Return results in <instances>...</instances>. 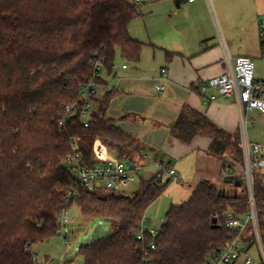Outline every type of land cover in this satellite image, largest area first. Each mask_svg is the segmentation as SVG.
I'll return each instance as SVG.
<instances>
[{"label": "trees", "instance_id": "1", "mask_svg": "<svg viewBox=\"0 0 264 264\" xmlns=\"http://www.w3.org/2000/svg\"><path fill=\"white\" fill-rule=\"evenodd\" d=\"M143 4L0 0V264H42L32 260L33 247L58 235V216L72 205L86 221H112L110 237L81 249L85 264H205L235 239L226 213H247L248 197L220 195L209 180L199 181L186 202L171 206L155 249L150 238L140 242L135 232L172 180L142 178L130 194L78 187L81 195L66 203L77 185L75 174L63 165L73 138L87 163L95 161L97 140L126 161L141 158L139 139L105 117L117 90L106 88L101 70L111 74L118 55L129 63L140 61L144 43L130 35L129 26L144 16ZM91 80L106 89L90 97L89 126L81 113L61 123L64 104L79 102L81 87ZM170 130L185 142L207 135L212 155L243 162L241 130L229 133L188 105ZM255 194L264 230L263 176L256 175Z\"/></svg>", "mask_w": 264, "mask_h": 264}, {"label": "crops", "instance_id": "2", "mask_svg": "<svg viewBox=\"0 0 264 264\" xmlns=\"http://www.w3.org/2000/svg\"><path fill=\"white\" fill-rule=\"evenodd\" d=\"M143 2L146 3L145 0ZM150 8L149 15H156V27L151 26L149 17L144 19L143 30L139 27L140 23L135 24L140 18L129 26L130 35L142 41L144 47L137 69L124 75L140 80L138 84L150 77L157 82V91L162 93L168 90V93L161 99L163 103H155L157 110L149 113V116L133 114L135 119L139 117L149 127L148 132L144 133L145 140L142 142L138 138L144 149L141 157L149 151L170 162L178 177L173 182H182L177 183L179 187L188 186L190 195L195 185L202 180L212 181L229 194H237L228 187L233 185L237 189L240 186L226 183L222 175L224 166L232 162V158L229 155H212L211 137L197 135L191 142H185L172 135L170 126L177 120L180 109L188 105L204 113L229 133L240 130L241 112L238 103L220 95L214 101H205L199 88L225 70L228 56H248L253 59L259 39L258 19L264 14V0H151ZM148 57L153 58L152 62L147 60ZM124 64L127 68H123ZM124 64L122 69L129 70L128 64ZM163 68L167 69L166 80L161 77ZM255 78L264 81L263 77L255 75ZM160 83L165 86L162 91L157 89ZM106 88L112 89L108 81ZM106 88L100 85V93ZM139 162L142 163L141 158ZM235 166L238 172L241 171L240 163L236 162ZM148 167L153 166L149 163ZM155 171H146L144 179L153 178ZM61 253L47 254L44 264Z\"/></svg>", "mask_w": 264, "mask_h": 264}, {"label": "built area", "instance_id": "3", "mask_svg": "<svg viewBox=\"0 0 264 264\" xmlns=\"http://www.w3.org/2000/svg\"><path fill=\"white\" fill-rule=\"evenodd\" d=\"M143 2V0H137ZM194 2L195 0H188ZM258 36L260 44V54L264 59V14L258 19ZM123 68H127L124 64ZM256 65L254 60L248 56L232 57L225 59V70L204 83L199 92L204 96L205 101H214L220 95L225 99H233L241 112V132L243 162L241 171L238 172L235 161L228 162L223 169L224 180L233 177V182H240L242 194L247 195L249 201L248 212L240 215L234 210L226 213V225L236 232L235 239L213 252L205 264H264V230L260 223V210L256 204L255 178L256 175L264 177V150L256 142H251L246 136V127L253 123L249 117L251 110H258L264 113V81L255 78ZM99 75V73H97ZM161 77L166 80L167 69L161 70ZM98 85L94 80L81 87L82 99L76 103H65V118H74L81 113L82 120L86 127L92 116L91 96L100 95ZM157 89H165L164 84L157 85ZM95 161L87 163L80 151L77 138L71 141V150L63 161L65 170L71 171L76 177V186L67 193L66 203L76 200L81 194L78 187L89 191L102 190L107 193L127 194L128 189L137 180L142 179L141 173L150 163L155 168L153 178L156 180L177 181V171L172 164L160 157L147 152L143 153L142 163H134L131 169L125 159L112 155L109 149L101 140H97L94 147ZM70 208H64L58 216V236L62 237L65 247H70L73 241L69 238L72 234L70 226L72 220L69 212ZM166 219L160 222V227H149L143 219L138 225L135 236L138 241L145 242L148 238L150 249H155L154 239L159 235ZM255 251V252H254ZM32 260L37 262L38 256L33 251Z\"/></svg>", "mask_w": 264, "mask_h": 264}, {"label": "rangeland", "instance_id": "4", "mask_svg": "<svg viewBox=\"0 0 264 264\" xmlns=\"http://www.w3.org/2000/svg\"><path fill=\"white\" fill-rule=\"evenodd\" d=\"M145 4L142 6V12L144 18H138L137 23H140L138 26L143 30L145 27L144 19L149 17L151 21V26H157L156 15H149L151 10V0H145ZM140 31V30H139ZM147 60L152 62L153 58L148 57ZM253 60L256 65V77L264 78V59L261 58L259 50V39L256 44V54L253 56ZM127 63L129 70H123L122 64ZM138 67V64L129 63L125 61L121 55L117 56L115 67L110 74L106 70H101V76H103L109 83L110 88L117 91L114 92V95L111 96V102L109 107L106 110L105 117L107 119H113L116 121V124L125 130L127 133L139 138L142 142L145 140V132H148V126L144 125L139 117H136L133 114H139V116H149V113L155 112L156 105L155 103H163L161 101L163 97L168 93V90L160 93L155 89V81H152L150 77H147V81L140 83V80H134L128 76H125L124 73H133ZM161 70V69H160ZM151 72V70H150ZM161 81V80H160ZM134 82H138V85H131ZM163 84V83H160ZM159 84V85H160ZM100 88V87H99ZM119 93V94H117ZM172 103V101H170ZM168 103V102H167ZM134 116V117H133ZM249 117L253 119V123H250L246 127V136L249 141L259 143L264 150V113L258 110H251ZM242 138V132H241ZM110 151V150H109ZM149 152V151H148ZM112 155H115V151H110ZM146 171H155L153 167L146 168L143 173H141L142 178H145ZM173 182V181H172ZM140 180L132 185L128 189L130 194L139 187ZM176 183V184H175ZM173 182L171 187L165 191V193L157 199L152 205H150L146 211L144 220L149 227H160V222L166 219L167 212L172 205H180L186 202L189 199V188L188 186L179 187L177 183L182 182ZM230 191L234 193L242 194L241 188H235L233 185L228 187ZM187 193V194H186ZM71 220L78 224L83 223L84 217L77 205H72L69 209ZM69 238L74 241L76 236L69 234ZM65 248L62 237L55 236L50 239V241H44L36 244L33 247V251L37 254L40 263L44 264L47 254L51 252H63ZM255 252V251H254Z\"/></svg>", "mask_w": 264, "mask_h": 264}, {"label": "water", "instance_id": "5", "mask_svg": "<svg viewBox=\"0 0 264 264\" xmlns=\"http://www.w3.org/2000/svg\"><path fill=\"white\" fill-rule=\"evenodd\" d=\"M127 164L131 169L134 168V163L127 161ZM225 182L232 183L233 177H229ZM235 184L240 186L239 181H235ZM219 194L229 195L224 189H220ZM111 222L102 218H94L84 223L70 224L72 235L77 236L75 242L70 247H65L61 255L52 258L48 264H85L86 257L81 254V249L110 237L112 233Z\"/></svg>", "mask_w": 264, "mask_h": 264}]
</instances>
